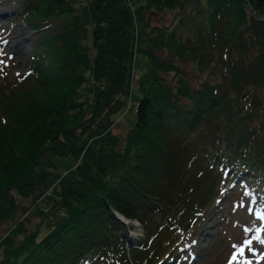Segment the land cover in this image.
Here are the masks:
<instances>
[{"label": "trees", "instance_id": "trees-1", "mask_svg": "<svg viewBox=\"0 0 264 264\" xmlns=\"http://www.w3.org/2000/svg\"><path fill=\"white\" fill-rule=\"evenodd\" d=\"M13 9L36 32L0 64V264H183L215 206L264 208V0Z\"/></svg>", "mask_w": 264, "mask_h": 264}, {"label": "rangeland", "instance_id": "rangeland-1", "mask_svg": "<svg viewBox=\"0 0 264 264\" xmlns=\"http://www.w3.org/2000/svg\"><path fill=\"white\" fill-rule=\"evenodd\" d=\"M14 2L15 0H0V64L8 63L11 74L21 71L28 65L36 32L28 23L15 17ZM14 18L16 19L15 31L10 33L9 27L14 22ZM154 20H156L155 16ZM142 57L138 54V59L141 60ZM134 115L133 107L121 112L120 120L115 123L114 129H123ZM54 155L51 153L49 156L53 165L62 163L64 167L72 160L71 156L62 160ZM231 179L232 175L228 174L224 178V183H228ZM240 197L246 199L244 210L236 211L232 216H225L224 206L220 208L223 205L221 202L211 210L210 216L206 215L202 218L196 233L189 238V240H195V245L190 247V244H185L189 248L183 264H229L230 261L231 264H249V262L264 264V221L262 219L264 208L261 207V200L256 194L248 192L246 196ZM240 197L237 196V201ZM130 221L132 227L129 229V234L136 238L142 232V226L136 219ZM245 241H251V244ZM240 248L244 249L242 254L238 251ZM233 255L236 256L235 260H232Z\"/></svg>", "mask_w": 264, "mask_h": 264}, {"label": "snow or ice", "instance_id": "snow-or-ice-1", "mask_svg": "<svg viewBox=\"0 0 264 264\" xmlns=\"http://www.w3.org/2000/svg\"><path fill=\"white\" fill-rule=\"evenodd\" d=\"M245 243H247V244H251V241H245ZM238 251L242 254L243 251H244V249H243V248H240V249H238ZM235 259H236V256L233 255V256H232V260H235ZM229 264H231V261L229 262ZM249 264H250V262H249Z\"/></svg>", "mask_w": 264, "mask_h": 264}, {"label": "water", "instance_id": "water-1", "mask_svg": "<svg viewBox=\"0 0 264 264\" xmlns=\"http://www.w3.org/2000/svg\"><path fill=\"white\" fill-rule=\"evenodd\" d=\"M121 217H123L125 220L129 219L128 216L124 215L123 213H120Z\"/></svg>", "mask_w": 264, "mask_h": 264}, {"label": "bare ground", "instance_id": "bare-ground-1", "mask_svg": "<svg viewBox=\"0 0 264 264\" xmlns=\"http://www.w3.org/2000/svg\"><path fill=\"white\" fill-rule=\"evenodd\" d=\"M22 32H24V30Z\"/></svg>", "mask_w": 264, "mask_h": 264}]
</instances>
